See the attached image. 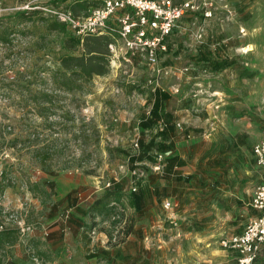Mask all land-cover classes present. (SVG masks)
Returning <instances> with one entry per match:
<instances>
[{"label":"rangeland","instance_id":"obj_1","mask_svg":"<svg viewBox=\"0 0 264 264\" xmlns=\"http://www.w3.org/2000/svg\"><path fill=\"white\" fill-rule=\"evenodd\" d=\"M104 1L0 0V228L19 233L18 242L0 253L4 264H185L196 259L195 253L179 252L177 230L183 222L168 217L165 200L179 205L176 215L197 205L201 188L211 190L215 113L225 116L223 140L231 129L248 133L254 142L264 133V0H226L209 17L204 10L186 15L169 36L167 51L158 54L160 74L152 84L145 57L130 61L125 52L112 54L110 44L124 45L115 19L100 36L81 38L67 24V30L53 29L64 24L66 12L86 19ZM72 38L81 40L77 50ZM96 46L107 57V75L90 78L65 69V57H82ZM161 93L170 97L171 121L185 128L177 141L187 164L168 179L153 175L148 156L140 162L134 150L137 138L146 148L155 136L142 132L140 123ZM155 147L154 155L174 151L162 143ZM137 162L147 174L139 191L157 183L162 193L140 215L130 206ZM254 174L252 196L261 180ZM119 186L122 197L111 201L108 212L90 211ZM74 200L89 212L79 214L73 207L83 230L77 236L70 231L45 235L44 228H69L62 216ZM114 216L126 222L124 231ZM131 226L134 234L113 244L114 234ZM164 241L172 243L160 249ZM209 261L201 264H215ZM256 264H264V252Z\"/></svg>","mask_w":264,"mask_h":264},{"label":"crops","instance_id":"obj_2","mask_svg":"<svg viewBox=\"0 0 264 264\" xmlns=\"http://www.w3.org/2000/svg\"><path fill=\"white\" fill-rule=\"evenodd\" d=\"M153 107L154 104L152 105V108ZM165 113L171 116L173 115L169 113L167 108ZM145 114L146 112L144 113V116L146 117ZM215 114L218 131L215 133V139L212 142V156L214 163L211 168H213L212 170L214 172V176L210 182L211 190L209 191L207 188L204 189L200 187V195H202L198 200L197 205L191 208V211L179 210L176 215H174L173 212L179 205L172 200L174 204V210L172 211V215L168 216L170 219H173L174 216L178 217V219L183 222L181 225L183 228L181 227V230H177L179 234L178 236L181 237L179 252L182 250L184 255L195 253L194 258L196 259H192L185 264L209 263V260L211 259L215 260V264H238V253L235 251L224 250L220 243L224 239H229L236 235L242 234L248 224L260 215V213L252 207L255 194L252 196L250 189L252 188L251 185L254 182L253 178H255L252 176V170H254V175L256 177L261 175L259 185L264 180V170L258 165L257 158L254 153L255 146L261 141L262 137L258 142H254L248 133L241 131L238 134H235L231 129V132H228V134L225 136L226 139L223 140L222 137L219 138V135L222 128L227 127L225 116H223L222 112L220 111ZM171 120L173 119L169 118V120H166L165 116L160 120L164 121L166 125V128L163 132L157 131L156 133V127L148 131L155 135L151 140V142H154L155 144L152 151L150 152L153 159L155 152L154 149L156 148L155 146L160 145V143H162L164 146H172L174 150L169 156L168 154H165L168 163L166 175L162 178L167 179L171 176L173 171H177L179 167L183 169V167H185L187 164V162H185L179 153L180 151H178L177 141L180 137H182L183 133L185 132V128L179 129L177 125L181 122H176L177 120L173 122ZM172 125L175 127V132H170L167 137H164L162 134L167 131L169 126ZM202 129L205 130V128ZM204 130L203 133L205 134V137H207V131ZM157 136H159V138ZM188 138L189 140L192 139L191 135H189ZM173 157H177L181 164L175 165L174 168H170L169 159ZM154 161L150 162V164H153ZM157 185L158 184L156 183L149 189L151 193L150 197L152 199L148 200L149 203L147 204V207L152 201L156 202L158 198L162 197L160 186ZM167 200L170 199H166L165 202ZM71 209L74 210L75 208ZM73 213L75 214V212ZM76 218L78 219L76 225H69L68 221L66 223L62 219V222L67 224L69 228H44V234L49 236L50 234L53 235L70 231L69 235L73 234V236H77L83 230V225L78 216H76ZM54 225H57V223L51 226ZM233 228L240 229L233 231ZM156 229L157 226L155 228H151V231L154 232ZM138 230L139 228H135V233H137ZM151 236L152 239L155 237L153 235ZM66 237H68L67 234ZM163 243V247H160V249L169 248L168 244L172 242L167 244V242L164 241ZM263 252L264 248L262 249L259 259L263 255ZM198 255L203 257L211 256V258L206 261L198 258ZM188 259L190 260L191 257H188ZM113 260L116 261L115 258H113ZM175 264L178 263L175 262Z\"/></svg>","mask_w":264,"mask_h":264},{"label":"built area","instance_id":"obj_3","mask_svg":"<svg viewBox=\"0 0 264 264\" xmlns=\"http://www.w3.org/2000/svg\"><path fill=\"white\" fill-rule=\"evenodd\" d=\"M225 1L184 0L179 3L177 0H105L103 7L95 10L88 18H77L69 11L61 16V22L74 29L79 37L86 38L105 34L110 29L109 22L115 19L120 24L121 31L119 33L124 45L119 48L116 44H110L109 48L112 54L116 56L119 52H125L126 55H130V61L133 57H145L151 72L149 84H152L154 78L160 74L158 54L167 51L165 44L174 32L177 23L186 15L198 13L201 10H204L206 16L209 17L211 16V9L218 2L224 3ZM2 12L0 7V14ZM119 14H124L125 17H117ZM152 113L153 108L151 107L146 111V118H151ZM177 127L183 129L181 123ZM165 128L164 121H160L155 128L156 133L157 131L163 132ZM134 150L135 155L139 157L141 155V138L134 141ZM254 153L258 165L264 170V133L261 141L255 146ZM154 160V163L150 164L148 168L151 169L152 174L164 177L168 163L166 155L155 153ZM140 165L142 163L137 162V169L131 172L132 178L135 179L132 183V193L139 192V188L147 178V174L138 169ZM111 185V183L107 184V188H111ZM252 207L260 215L248 224L242 234L224 239L220 243L224 250L238 253V264H255L264 248V180L256 189ZM164 209L166 212L172 213L174 210L173 202L167 200L164 203ZM72 213L73 209H69L66 215L62 216V219L67 222ZM117 219L120 221L123 230L126 222L121 221V216L113 217L114 221ZM0 231H3V228H0ZM125 238L124 232L119 229L114 234L112 242L118 244ZM146 242L152 244V237H147Z\"/></svg>","mask_w":264,"mask_h":264},{"label":"trees","instance_id":"obj_4","mask_svg":"<svg viewBox=\"0 0 264 264\" xmlns=\"http://www.w3.org/2000/svg\"><path fill=\"white\" fill-rule=\"evenodd\" d=\"M54 30H58V29H63V30H67V26L65 24H55V26H53ZM105 39V38H98V41ZM72 40L74 41L75 44V50H77L79 48V46L81 45V40L78 38H72ZM105 47L107 48L109 41L105 40ZM103 43V44H104ZM102 45V44H101ZM88 53H86L84 56L82 57H78L75 56V53L72 54L71 56L65 57L62 61L63 66L65 67V69L73 71L75 73H84L85 75H87L90 78H93L94 76H105L108 74V62H106V56H105V52L101 51V49H99L98 46L94 47V48H89L87 50ZM89 56V57H87ZM106 62V63H105ZM221 67V66H220ZM170 97L167 94H159L157 96V99L154 103V107H153V113H152V117L151 118H146L144 116V119L141 120L140 123V129L142 132H147L149 130H152L156 127V125L158 124V122L165 116V119L169 120L172 119V116L169 114H166V103L169 101ZM170 132H175V127L169 126V128L167 129L166 132H164L162 135L164 137H167L168 134ZM154 142H151L146 148H145V144L144 141L141 142V146L143 148H145L144 153L141 154L137 159L140 162H143L146 160V156H148L149 160L151 162L154 161V159L152 157H150L149 155L150 152L152 151L153 147H154ZM133 161L135 162V158L133 159ZM170 162V168H174L175 165H179L181 164V162L178 160L177 157H173L171 159H169ZM122 187L119 186L117 189L115 190H108L103 196L102 198H100L99 200H97L94 205H92V207L90 208V211L93 213H98L100 215H104V213L108 212L107 208L109 207L111 201L113 199H121L122 197ZM150 190H140L137 193H132L131 192V196H130V206L136 211L137 214H144V212L147 209V204H148V198L150 197L149 195ZM69 199H71V196H69ZM73 207H77V212L79 214H84L87 215L89 214L88 211L82 210L78 207L76 201H73L72 204ZM76 209V208H75ZM77 218H76V214H72L71 217L68 220L69 225H76L77 222ZM18 232L14 231V230H6V231H0V253L1 251H4L5 248L7 247V245H11L14 246L18 240H19V236H18ZM134 234V228H132V226L129 228V230H127L125 232L126 238H128L129 236H132ZM125 242V241H124ZM0 264H4V260L2 258V255H0Z\"/></svg>","mask_w":264,"mask_h":264}]
</instances>
